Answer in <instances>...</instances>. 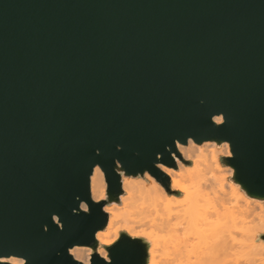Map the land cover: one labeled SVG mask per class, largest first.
Instances as JSON below:
<instances>
[{
    "label": "water",
    "instance_id": "water-1",
    "mask_svg": "<svg viewBox=\"0 0 264 264\" xmlns=\"http://www.w3.org/2000/svg\"><path fill=\"white\" fill-rule=\"evenodd\" d=\"M190 141L264 200V0H0V264H148L126 233L98 253L105 207L123 177L170 191Z\"/></svg>",
    "mask_w": 264,
    "mask_h": 264
},
{
    "label": "bare ground",
    "instance_id": "bare-ground-1",
    "mask_svg": "<svg viewBox=\"0 0 264 264\" xmlns=\"http://www.w3.org/2000/svg\"><path fill=\"white\" fill-rule=\"evenodd\" d=\"M221 121L217 119L218 123ZM224 145L230 149L228 143L197 145L190 141L187 146L178 144L179 156L174 155L177 168L159 166L170 179V191L148 173L144 177L150 185L146 180L123 177L124 194L120 197V205L112 203L105 207L109 215L105 229L108 234L105 235L104 230L97 233L99 245H113L121 231L127 230L132 236L145 233L151 239L148 264H260L263 256L256 254L259 247L255 243L258 233L264 231V200L246 197L239 184H229L224 176L221 177L224 173H221L223 166L219 158L224 151L220 147ZM183 161H191L192 165L187 166ZM185 183H191V187ZM91 193L97 202L107 197V184L99 167L91 178ZM211 202L214 203L212 208ZM143 215L144 219L146 216L150 219L146 220L151 224L149 232L144 226L138 231V226L134 225L135 218H143ZM242 239L252 243L245 242L246 246ZM249 248L257 256L253 263ZM243 251H248L249 258ZM92 253L90 247L71 250L73 257L85 264L90 263ZM99 254L109 259L107 252L100 250ZM7 261L22 263L18 259Z\"/></svg>",
    "mask_w": 264,
    "mask_h": 264
},
{
    "label": "rangeland",
    "instance_id": "rangeland-1",
    "mask_svg": "<svg viewBox=\"0 0 264 264\" xmlns=\"http://www.w3.org/2000/svg\"><path fill=\"white\" fill-rule=\"evenodd\" d=\"M224 152L221 154V156H220V162H221V165L223 166V171H225V172H221V173H224L223 175L221 174V177H223L224 176V178H225V181H227V183H229V184H235V182H234V178H233V175H234V173H231V169L232 168H230V167H228L227 166V164H226V161H225V158H227V157H231V151H230V149H227V148H225V147H220ZM181 159L183 160L184 159V157H181ZM183 163L185 164V165H187V166H191L192 165V162L191 161H189V162H187V161H183ZM222 170V169H221ZM146 180V182H147V184H149L150 185V181H148L147 179H145V177H139V178H137V180ZM235 185H238V184H235ZM185 186H187V187H191V183H185ZM244 193V192H243ZM175 194H177V196H182L180 193H178V192H175ZM245 194V193H244ZM218 196V195H217ZM245 196L246 197H248L246 194H245ZM212 197V196H211ZM106 199H107V197H106ZM214 200V199H213ZM212 201V200H211ZM213 202V201H212ZM211 202V208H212V206H213V204L214 203H212ZM120 203H121V200H120V202L118 203L119 205H120ZM117 204V203H116ZM213 211V210H212ZM144 216L145 215H143V218H142V216L141 217H137V218H135V221H136V223L134 224L135 226H138L137 227V229H138V231H140V230H142L143 228H145V229H148V232H149V229H150V219H148L147 218V216L145 217V219H144ZM140 219V220H139ZM138 220V221H137ZM146 220H149V221H147L146 222ZM140 224H139V223ZM146 222V223H145ZM149 222V223H148ZM143 223V224H142ZM145 224V225H144ZM150 224V225H149ZM147 225V226H146ZM120 227H122V225H119ZM144 226V227H143ZM140 227H143V228H140ZM148 227V228H147ZM122 233H126V234H128L129 236H131V237H134V238H141V239H143V240H145L146 242H148L149 244H151V239H149V237H147V236H145L146 234L145 233H137V235L136 236H132V235H130L129 234V232L127 231V230H122L121 231V233L119 234V237H118V239L120 238V235L122 234ZM104 234L105 235H107L108 234V231L107 230H104ZM264 235V231H260L259 233H258V235H257V239H256V247H257V245H258V247L259 248H256L257 249V253L256 254H258L259 253V255H260V257H261V255L263 256V257H261L262 259H263V261L261 262L262 264H263V262H264V241L263 240H261V237ZM240 236V235H239ZM237 238H238V236H237ZM241 238H242V236H241ZM241 238H240V240H241ZM118 239H117V241H118ZM238 240V239H237ZM243 240V239H242ZM247 241H244L243 240V242L245 243V242H249V243H252V242H250V241H248L249 239H246ZM114 243H116V241L114 242ZM246 244V243H245ZM248 244V243H247ZM247 244H246V246H247ZM259 244H261V247H260V245ZM263 246V247H262ZM250 248H251V246H250ZM249 248V252L248 251H246V252H248V254L250 255L251 253L253 254V255H255L253 252H252V250ZM246 249V248H245ZM244 249V250H245ZM261 249H263V250H261ZM100 250H103V251H105V252H107V250H106V247H101V245H99V250H98V253H99V251ZM261 250V254H260V251ZM251 251V252H250ZM253 251H255V249L253 248ZM244 252V251H243ZM246 252H244L243 254L246 256V258H252L251 260H252V263H253V258H257V256L255 255V257H251V255L249 256V257H247V255H246ZM108 253V252H107ZM93 254V253H92ZM243 254H242V256H243ZM245 256H243V260H244V262L246 261L247 262V259H245ZM260 257H258V259H260L261 260V258ZM242 257H240V259H241ZM254 259V260H255ZM249 260V259H248ZM250 260V261H251ZM240 262H242L243 263V261H240ZM257 262H259V260L257 261ZM256 262V263H257ZM248 263H249V261H248ZM260 263V264H261ZM247 264V263H246ZM258 264V263H257Z\"/></svg>",
    "mask_w": 264,
    "mask_h": 264
},
{
    "label": "snow or ice",
    "instance_id": "snow-or-ice-1",
    "mask_svg": "<svg viewBox=\"0 0 264 264\" xmlns=\"http://www.w3.org/2000/svg\"><path fill=\"white\" fill-rule=\"evenodd\" d=\"M218 122H219V121H218ZM224 147H225V148H227V147H228V145H224Z\"/></svg>",
    "mask_w": 264,
    "mask_h": 264
}]
</instances>
